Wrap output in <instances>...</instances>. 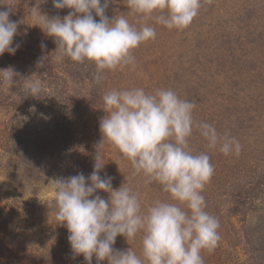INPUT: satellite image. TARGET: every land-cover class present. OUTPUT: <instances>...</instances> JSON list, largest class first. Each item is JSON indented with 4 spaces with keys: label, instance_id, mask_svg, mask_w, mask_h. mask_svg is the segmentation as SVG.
<instances>
[{
    "label": "rangeland",
    "instance_id": "374dc122",
    "mask_svg": "<svg viewBox=\"0 0 264 264\" xmlns=\"http://www.w3.org/2000/svg\"><path fill=\"white\" fill-rule=\"evenodd\" d=\"M9 4V18L18 23L13 46L20 47L14 55H0V69L12 67L17 73L14 84L0 80V264H87L83 255L72 252L67 228L56 220L53 180L90 175L97 151L105 164L100 174L113 178V188L124 184L139 193L143 209L169 199L158 184L133 176L130 161L118 149L107 141L99 145V122L106 115L103 95L133 87L149 93L174 90L195 103V121L238 140V155L209 149L196 129L189 140L193 152L207 153L215 169L202 195L205 210L219 221L220 240L201 255L204 264L253 263L258 252L244 243L242 232L250 227L248 243L257 246V224H264V0H201L198 15L183 29L131 13L126 0H110L109 18L124 15L137 28L153 26L157 35L133 50L134 66L105 70L100 84L93 81V63H79L80 68L69 57L61 58L54 38L42 30L44 15L62 18L71 9H56L52 0H0V9ZM51 71L58 86L67 81L66 95L80 108L70 113L76 103L66 105L67 110L61 104L51 121L45 118L47 123L32 131L30 109L16 92L26 87V78L41 81ZM67 115H75L74 121ZM57 125L61 131L52 128ZM99 194L107 199V193ZM114 247L139 254L140 236L128 241L118 236ZM91 264L107 260L93 256Z\"/></svg>",
    "mask_w": 264,
    "mask_h": 264
},
{
    "label": "clouds",
    "instance_id": "9594fccd",
    "mask_svg": "<svg viewBox=\"0 0 264 264\" xmlns=\"http://www.w3.org/2000/svg\"><path fill=\"white\" fill-rule=\"evenodd\" d=\"M109 2L52 0L54 8L71 11L62 18L44 15L42 30L54 38L61 58L93 63L96 84L103 82L105 70L134 66L133 50L157 35L153 26L145 23L137 28L124 15L109 18L105 14ZM126 4L131 13L156 24L183 29L198 15L201 0H126ZM12 9L10 4L0 9V55H14L20 47L13 46L18 23L9 18ZM16 75L12 67L0 69L3 82L14 84ZM30 78L26 90L35 97L42 84ZM102 100L106 115L99 122V145L107 141L118 149L130 161L133 176L143 175L146 183L158 184L169 199L154 200L143 209L139 193L124 184L113 188V178L100 174L105 164L97 151L90 175L81 172L53 180L56 220L67 228L72 252L83 255L87 264L93 256L107 264H204L202 251L214 250L220 240L219 221L205 210L202 195L215 169L207 153L193 152L189 140L196 129L209 149L218 147L224 155H238L242 146L234 137L221 136L214 125L195 121V103L172 89L151 93L142 87L113 89ZM101 192L108 194L107 199ZM137 235L139 254L130 247H114L118 236L128 241Z\"/></svg>",
    "mask_w": 264,
    "mask_h": 264
},
{
    "label": "trees",
    "instance_id": "16d2710c",
    "mask_svg": "<svg viewBox=\"0 0 264 264\" xmlns=\"http://www.w3.org/2000/svg\"><path fill=\"white\" fill-rule=\"evenodd\" d=\"M77 66L81 68L82 64L77 63ZM77 66H75L74 68H77ZM55 77L57 76L52 71L48 73V75L45 74L44 79H42L43 81L41 80V83L43 86L42 91L39 95L35 97L30 96L29 92L26 90V87H24V89L23 88L19 89L16 92L17 97L21 98V100L25 103V106H27V108L29 107L28 109H30L29 114H28L29 115L28 122L31 123L30 126H31L32 131L34 129H37L38 126H41L42 125L41 122L47 123L45 118L50 117L49 120L51 121V117L52 118L55 117L54 114L58 113L59 109L61 108V104H63L67 110L68 108L66 105L72 106L71 104L76 103L75 106H72L70 107V109H68L70 113L74 111L76 112L80 108L77 101L75 102L70 96L66 95L68 85L65 83H67V81L62 80L64 82H61V84H59L58 86L57 82H55L54 80ZM57 89H61L62 91H59V90L57 91ZM72 102H75V103H72ZM90 104H93V103H90ZM42 108L45 109L44 113L42 112ZM74 116L75 115H67V117L72 119L71 121H74ZM64 117L65 116L63 115L60 116V118L61 119L63 118V120H64ZM58 126L59 125H57L56 127H52V128L59 129ZM59 130L61 131L62 129H59ZM261 221L264 222V213L261 217ZM257 226H258V230L255 232V236L257 235L256 238L260 237V240L258 241L257 246L254 245L253 247L252 245L248 243V241L250 242L251 239L253 238L250 227H247V230H244L242 232V238L246 241L244 243H246V245L249 248L254 249L256 250V252H258V254L255 255V260H254V257L252 258L254 260V261L252 260L253 263H247V264H264V224L263 225L257 224ZM252 252L253 250L251 251V253Z\"/></svg>",
    "mask_w": 264,
    "mask_h": 264
}]
</instances>
